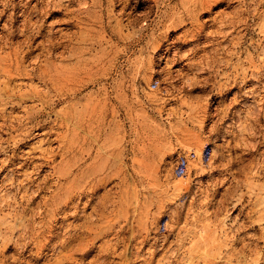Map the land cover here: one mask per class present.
Returning a JSON list of instances; mask_svg holds the SVG:
<instances>
[{
	"label": "rangeland",
	"instance_id": "obj_1",
	"mask_svg": "<svg viewBox=\"0 0 264 264\" xmlns=\"http://www.w3.org/2000/svg\"><path fill=\"white\" fill-rule=\"evenodd\" d=\"M11 1L0 0V8H10ZM87 1L93 19L101 17L82 27L92 30L91 39L84 37L90 33L78 36V27L55 26V38L64 32L70 40L53 50L52 61L60 66L52 70L56 84L22 80L47 90L51 102L27 126L57 124V114L71 113L73 124L59 134L84 136L87 144L76 157L89 155L86 163L94 166L98 159L100 180L93 182L91 197L82 199L88 202L79 204V215L66 220L84 225L77 228L84 239L101 231L95 245H107L116 256L103 259L94 250L85 263L96 257L99 264H264V0ZM10 12L0 19V32L10 30ZM9 105L7 113H21L20 106ZM25 105L40 108L36 101ZM84 109L78 120L74 110ZM10 136L1 135L6 149H0V168L14 141L23 138ZM39 145L46 146L36 135L16 153L24 156ZM205 149L210 155L202 160ZM191 151L185 175L175 176L177 156ZM68 158L58 164V156L51 165ZM16 166L0 169V180ZM55 180L48 176L49 183ZM48 189L35 204L54 188ZM30 247L20 264H47L28 260ZM151 251L153 258L144 260ZM44 253L48 257L51 250ZM12 254L0 248V259L10 262Z\"/></svg>",
	"mask_w": 264,
	"mask_h": 264
},
{
	"label": "bare ground",
	"instance_id": "obj_2",
	"mask_svg": "<svg viewBox=\"0 0 264 264\" xmlns=\"http://www.w3.org/2000/svg\"><path fill=\"white\" fill-rule=\"evenodd\" d=\"M63 1L65 0H20L17 5L12 0L10 8H7V5L0 8V19L8 9H11L9 21H6L10 30L2 29L0 32V133L2 135L7 132L9 136L15 134L11 135V138L16 135L23 137L16 142L14 141L11 156L6 158L5 167L1 166L0 168L3 171L11 165L17 164V169H8L0 180V213L4 210L7 211L6 214L0 216V248L2 253L4 249L13 250L12 260L10 259L11 261L8 262V258L2 255L3 259H0V264H20L22 262L20 257L27 252V248L30 246L29 257L26 258L35 262L45 259L47 264H99L96 257L93 261L85 263V256L94 250L98 251L95 256L103 259L116 256L114 255L115 250L107 248V245H95L94 240L101 231L94 233L91 238L84 239L80 235L81 231L77 229L84 225L78 226L77 223H69L66 220L68 216L79 215V204L85 205L88 202V200L82 201V199L91 197L92 191H89L94 187L93 182L100 180L101 174V169L98 168V159L95 160L96 165L94 166L86 163L89 155L85 158L76 157L77 148L81 149L87 144L84 136L81 138L70 136L66 139L58 132L59 129H68L73 124L71 122L75 117L71 113L66 114L67 112H65V115L63 113L55 116V120L59 121L57 124L55 122L50 124L51 121H43L41 125L38 124L35 128L28 127L34 119L43 115L46 108L49 110L51 102L47 90L42 92L29 83L23 84L25 82L22 80L38 79L41 82L56 84L57 74L54 71L60 66L52 61L54 54H56L53 50L56 46H62L64 41H68L69 35L62 31L63 33L59 32L61 34L55 38L53 36L57 32L54 30L55 26L62 23L70 27H78L76 32L78 36L81 37L82 33H90L84 37L91 39L92 30L86 28L83 30V25L87 24V21L92 22L93 25L101 20L100 16L93 19L95 17L89 13L87 0H68L67 4H63ZM115 1L117 3L122 2V0H108V3L116 5ZM125 6L126 3L120 8L122 16L126 15ZM16 9H19L20 12L16 13ZM103 11L104 8L100 12ZM18 16L21 17L20 20ZM52 17H56L55 20L48 21ZM17 22L18 24H16ZM132 23V19L127 21V25ZM60 87L59 89H62ZM62 87L66 86L62 85ZM29 101L38 102L39 110H35L33 106L25 105ZM8 104H10V109L20 106L21 113L17 115H15L16 113H7L5 108L8 107ZM85 112L86 109L78 113L74 110L73 114H76L80 120ZM111 116L112 118L114 116L113 110ZM27 124L29 125L27 126ZM84 125L86 126V124ZM33 130H41L40 134L35 132L36 134L33 135L39 136L42 144L46 146L30 147L25 153V157L21 154L18 155L16 148L18 149L19 146L26 144L28 140L35 137L31 132ZM1 135L0 149L5 152L4 142L6 140ZM50 136L54 138L50 139ZM62 139L66 140L63 141ZM52 142H56V146H51ZM33 149H36V153ZM69 155L72 159L68 158L66 164L51 165L56 157H60L59 164L64 157H69ZM46 167L50 170L46 174H41ZM18 168L21 169L20 174H16ZM27 168L29 172H27ZM49 175H55L56 182L49 183ZM6 181L9 183L8 186H5ZM48 188H54L51 190V194L48 197H43L40 202L35 204L34 199L38 197L40 192L46 191ZM18 195L19 200H17ZM31 206L33 207L31 208ZM10 217H16L19 221L14 224V220L13 225L7 223L4 225L5 219ZM58 223L61 224L56 226ZM108 228H114L113 223H109ZM89 229L92 230V226ZM41 237H43V242L36 241ZM45 250H51L48 257L44 253ZM130 254L132 253L127 255ZM139 254L136 252L133 255L137 258ZM148 255L144 260L150 261L155 255L154 251L149 252ZM122 256L124 255L122 254ZM26 258H22L25 263ZM166 258L168 260L169 256Z\"/></svg>",
	"mask_w": 264,
	"mask_h": 264
},
{
	"label": "built area",
	"instance_id": "obj_3",
	"mask_svg": "<svg viewBox=\"0 0 264 264\" xmlns=\"http://www.w3.org/2000/svg\"><path fill=\"white\" fill-rule=\"evenodd\" d=\"M188 155L191 158H194V156H195L193 151H191L187 155L184 154V153H181V154H179L177 156L176 161H175L174 166H173V174L175 176L179 177V176L185 175V173L187 171V168H188V165H189V163H188V160H189L188 159ZM209 155H210V151L205 149L201 153V159L202 160H206L209 157Z\"/></svg>",
	"mask_w": 264,
	"mask_h": 264
}]
</instances>
